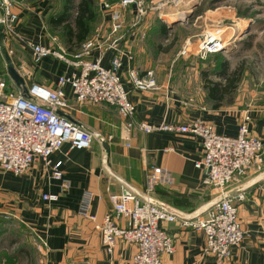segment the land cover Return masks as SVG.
Masks as SVG:
<instances>
[{
	"label": "crops",
	"instance_id": "obj_1",
	"mask_svg": "<svg viewBox=\"0 0 264 264\" xmlns=\"http://www.w3.org/2000/svg\"><path fill=\"white\" fill-rule=\"evenodd\" d=\"M46 1L14 0L15 10L19 13L15 29L23 39L51 43V37L55 35L46 26L43 7ZM130 8L127 18L135 14L134 6ZM109 33V25L105 28L97 26L87 39L96 43L87 58L100 59L105 67H110L115 55ZM123 33L124 41H134L136 33L131 35L127 28ZM5 44L8 51L16 50L15 57L22 68L19 71L27 85L38 83L54 88L60 75L74 71L55 56H46L36 63L31 51L16 36H7ZM134 52L136 56V48ZM123 62L120 74L136 105L137 121L155 125L163 122L183 124L203 118L213 124L218 133L236 136L240 121L247 113L251 116V132L255 135L264 133V102L246 110L237 102H225L214 108L206 92L203 97L194 91L180 90L174 84L170 85L168 75L163 76L159 71L155 72L157 87L139 91L133 88L129 79L126 58ZM147 65L142 67L135 59V66L140 71L151 68ZM66 94L69 105L61 112L94 134L91 148L71 149L65 143L50 156L51 163L63 161L62 170L69 187L63 189L61 181L52 177L50 166L41 159L20 176L0 170V218H20L35 232L44 250L45 264H133L135 246L119 243L112 253H108L96 223L79 213L85 192L92 194L90 213L97 216L98 222L112 210L111 194L120 192L124 184L142 197H149L167 210L185 216L204 214L222 197L220 190L204 183L203 170L194 165L203 156L199 136L165 130L146 133L136 127L127 131L116 106L80 103L69 86ZM167 148L170 150L166 151ZM154 166L172 173L174 182L157 185L149 191L146 178ZM226 191L232 196L239 192L246 196L244 200L236 201L246 237L234 247L226 264H264V168L260 173L250 172L234 180ZM43 193H56L59 199L46 201L42 198ZM119 222L123 223L122 220ZM162 225L174 238L176 248L174 253L163 255V264H215L212 256L203 254L205 239L201 232L183 230L177 223L163 222Z\"/></svg>",
	"mask_w": 264,
	"mask_h": 264
},
{
	"label": "built area",
	"instance_id": "obj_2",
	"mask_svg": "<svg viewBox=\"0 0 264 264\" xmlns=\"http://www.w3.org/2000/svg\"><path fill=\"white\" fill-rule=\"evenodd\" d=\"M144 1L102 0L109 20V36H112L110 46L115 49L110 67H105L100 59L87 58L96 45L94 40L84 41L76 51L71 52L72 55L67 56L66 47L57 36L51 37L50 44L23 39L15 29L19 13L15 10L14 0H0V22L4 31L23 41L36 63L46 56H55L74 68L73 72L60 75L54 88L38 83L27 85V95L22 88H14L12 81L10 85H13V89H9V81L4 74H0V170L20 176L41 159L50 166L52 177L61 181L62 188L69 187L62 170L63 161L51 163L50 156L65 143L71 149L91 148L94 134L61 112L69 105L67 86L80 103L116 106L125 120L127 131L136 127L146 133L165 130L197 135L202 139L203 156L194 165L203 170L204 183L217 188L222 194V198L204 214L178 215L152 203L149 197H142L125 184L120 192L111 194L112 210L100 222L96 215L90 213V192L83 195L79 213L96 223L103 247L108 253H112L119 243L135 246L133 264H163V255L174 253V238L163 227V222L177 223L183 230L201 232L205 239L203 254L212 256L215 264H226L231 259L234 247L239 246L246 237L236 203L246 198L245 193L227 196L226 190L234 180L263 170L264 133L255 135L251 132V116L247 113L240 121L236 136L218 133L213 124L203 118L183 124L163 122L160 125L136 120V105L129 97L120 72L126 58L128 76L134 89L149 91L157 87L154 70L140 71L135 66L133 47L124 41L123 30L129 8L136 6V16L142 18L145 14ZM120 41H124L122 45H119ZM190 42L187 39L180 55L190 54ZM223 47L224 41L219 33L207 30L200 35L196 55L205 58L220 53ZM174 180L172 173L161 166H154L147 175L146 187L151 191L157 185H169ZM42 198L55 202L59 195L43 193ZM121 220L123 223L119 222Z\"/></svg>",
	"mask_w": 264,
	"mask_h": 264
},
{
	"label": "rangeland",
	"instance_id": "obj_3",
	"mask_svg": "<svg viewBox=\"0 0 264 264\" xmlns=\"http://www.w3.org/2000/svg\"><path fill=\"white\" fill-rule=\"evenodd\" d=\"M93 1L98 16L95 27L105 28L109 20L102 0ZM63 2L47 0L43 7L46 11V26L66 47L68 56L77 48L66 44L63 38L64 25L53 28L48 22L51 15L60 14ZM73 2L71 22L80 0ZM144 7L142 18L136 16L134 6L135 14L126 19L129 33H136L134 41L129 43L137 50V64L142 67L148 64L154 72L168 75L170 85L174 84L183 91L200 93L204 97V92L207 95L205 73L208 79L221 80L216 73L220 71V64L226 62L229 71L240 72L241 79L225 101L233 100L245 110L264 102V0H145ZM162 22L170 26L166 36L160 33ZM207 30L219 33L226 44L220 53L203 58L196 55V48L200 35ZM7 36L13 35L5 31V40ZM187 39L191 41V52L180 55ZM13 51L9 53L21 71L15 57L17 52L15 49ZM0 73L9 81L8 88L13 89L1 52ZM44 256L35 232L20 218H0V264H45Z\"/></svg>",
	"mask_w": 264,
	"mask_h": 264
},
{
	"label": "trees",
	"instance_id": "obj_4",
	"mask_svg": "<svg viewBox=\"0 0 264 264\" xmlns=\"http://www.w3.org/2000/svg\"><path fill=\"white\" fill-rule=\"evenodd\" d=\"M74 7L73 0H64L62 11L58 15H51L48 19L49 24L53 27H60L64 25L65 33L63 38L69 47H76L77 49L81 44L86 41L92 34L98 20L97 12L94 9L93 0H80L77 5V12L71 22V10ZM170 26L167 23H161L160 33L166 36L169 32ZM11 52V51H10ZM11 54V53H10ZM12 55V54H11ZM2 74V73H0ZM207 76L208 74L205 73ZM217 76L221 80L205 79V88L207 89L208 98L213 101V107L218 108L223 103H233L225 101L226 96L231 94L236 88L237 82L241 79V74L238 71H229L228 63L223 62L220 64V71H217ZM223 79V81H222ZM14 88H16V85ZM12 85V86H13ZM18 88V87H17Z\"/></svg>",
	"mask_w": 264,
	"mask_h": 264
},
{
	"label": "water",
	"instance_id": "obj_5",
	"mask_svg": "<svg viewBox=\"0 0 264 264\" xmlns=\"http://www.w3.org/2000/svg\"><path fill=\"white\" fill-rule=\"evenodd\" d=\"M0 52L2 53L5 61H6V68L9 76L11 77L12 81L16 84L17 87L22 88L24 93L27 95L28 94V86L26 83L25 77L20 73L18 68L15 66L14 61L8 51V48L5 44V31H4V26L0 22ZM104 143L105 141L102 140ZM229 194H227L228 196ZM222 198V197H221ZM150 201L154 204H157L160 207H164L160 203L152 200L150 198ZM215 203V202H214ZM213 203V204H214ZM212 204V205H213Z\"/></svg>",
	"mask_w": 264,
	"mask_h": 264
},
{
	"label": "bare ground",
	"instance_id": "obj_6",
	"mask_svg": "<svg viewBox=\"0 0 264 264\" xmlns=\"http://www.w3.org/2000/svg\"><path fill=\"white\" fill-rule=\"evenodd\" d=\"M225 44H226V43L224 42V46H225ZM223 48H224V47H223Z\"/></svg>",
	"mask_w": 264,
	"mask_h": 264
}]
</instances>
